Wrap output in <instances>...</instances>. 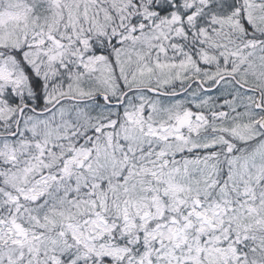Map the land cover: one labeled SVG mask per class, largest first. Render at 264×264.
Returning a JSON list of instances; mask_svg holds the SVG:
<instances>
[{"label": "snow or ice", "instance_id": "obj_1", "mask_svg": "<svg viewBox=\"0 0 264 264\" xmlns=\"http://www.w3.org/2000/svg\"><path fill=\"white\" fill-rule=\"evenodd\" d=\"M0 264H264V0H0Z\"/></svg>", "mask_w": 264, "mask_h": 264}]
</instances>
